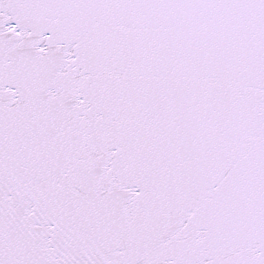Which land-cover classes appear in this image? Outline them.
Instances as JSON below:
<instances>
[{"label": "snow or ice", "instance_id": "1", "mask_svg": "<svg viewBox=\"0 0 264 264\" xmlns=\"http://www.w3.org/2000/svg\"><path fill=\"white\" fill-rule=\"evenodd\" d=\"M0 264H264V0H0Z\"/></svg>", "mask_w": 264, "mask_h": 264}]
</instances>
